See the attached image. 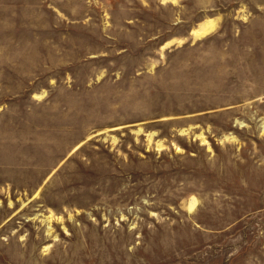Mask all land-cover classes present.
Masks as SVG:
<instances>
[{
	"label": "rangeland",
	"instance_id": "1",
	"mask_svg": "<svg viewBox=\"0 0 264 264\" xmlns=\"http://www.w3.org/2000/svg\"><path fill=\"white\" fill-rule=\"evenodd\" d=\"M0 264H264V0H0Z\"/></svg>",
	"mask_w": 264,
	"mask_h": 264
},
{
	"label": "bare ground",
	"instance_id": "2",
	"mask_svg": "<svg viewBox=\"0 0 264 264\" xmlns=\"http://www.w3.org/2000/svg\"><path fill=\"white\" fill-rule=\"evenodd\" d=\"M212 24H213V23H212ZM210 26H211V23H210L209 26H207V24H206V26H203V25H202V26H201V30H198V31H195V32H196L197 34L208 32ZM209 31H210V30H209ZM194 205H195V201H193V203H192V205H191V208H193Z\"/></svg>",
	"mask_w": 264,
	"mask_h": 264
}]
</instances>
